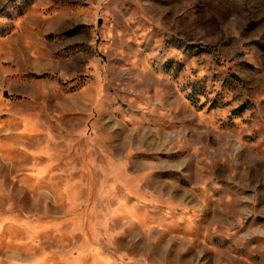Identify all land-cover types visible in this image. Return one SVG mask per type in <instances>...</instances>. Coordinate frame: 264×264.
I'll return each mask as SVG.
<instances>
[{
    "label": "rangeland",
    "instance_id": "rangeland-1",
    "mask_svg": "<svg viewBox=\"0 0 264 264\" xmlns=\"http://www.w3.org/2000/svg\"><path fill=\"white\" fill-rule=\"evenodd\" d=\"M0 264H264V0H0Z\"/></svg>",
    "mask_w": 264,
    "mask_h": 264
}]
</instances>
